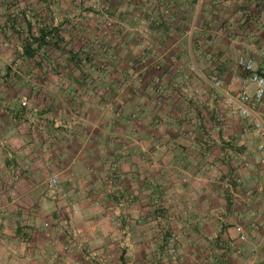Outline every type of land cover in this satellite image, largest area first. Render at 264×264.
<instances>
[{
	"label": "crops",
	"instance_id": "1",
	"mask_svg": "<svg viewBox=\"0 0 264 264\" xmlns=\"http://www.w3.org/2000/svg\"><path fill=\"white\" fill-rule=\"evenodd\" d=\"M87 2L0 67V264H264L258 137L207 79L238 89L241 55L264 74V0ZM71 5L32 7L48 28Z\"/></svg>",
	"mask_w": 264,
	"mask_h": 264
},
{
	"label": "rangeland",
	"instance_id": "2",
	"mask_svg": "<svg viewBox=\"0 0 264 264\" xmlns=\"http://www.w3.org/2000/svg\"><path fill=\"white\" fill-rule=\"evenodd\" d=\"M73 5L69 10H63L59 12V22L56 27L44 28L38 24L42 21L43 17L48 18V13H38L33 11L32 7L35 4V0H3L0 3H4V7H0V67L20 68L25 65L23 53H24V40L29 41L30 37L34 39L41 35L43 31L48 33L47 37H57L67 35V31L70 29L68 26L70 19L72 21H78L79 24L85 25L86 22H91L92 19H96L98 16L97 6L93 9L92 4H88L87 0H71ZM81 4V5H79ZM95 4V2L93 3ZM88 5V6H87ZM91 9V10H88ZM61 18V19H60ZM76 27V34L80 38L88 37L89 30L84 27ZM99 29H94L90 34H96ZM107 30V29H106ZM51 31V32H50ZM50 32V33H49ZM90 36V35H89ZM106 36L105 38H107ZM104 39V38H103ZM34 42V40H30ZM104 41V40H103ZM107 44V42H104ZM98 46V42H96ZM103 47V46H102ZM107 47V46H106ZM31 49H35V44L30 46ZM109 48V47H107ZM104 50L108 53L107 49ZM108 57L103 59H93L85 57L84 61H76L79 67H110L113 66L114 53L109 51Z\"/></svg>",
	"mask_w": 264,
	"mask_h": 264
},
{
	"label": "built area",
	"instance_id": "3",
	"mask_svg": "<svg viewBox=\"0 0 264 264\" xmlns=\"http://www.w3.org/2000/svg\"><path fill=\"white\" fill-rule=\"evenodd\" d=\"M238 63L247 72L238 89L234 90L228 87L218 74H211L207 79L218 91L224 107L231 115L249 120L258 137V161L264 170V116L259 108L264 98V74L258 72L253 66V60L244 55L239 56ZM58 182L59 179L56 175H51L46 179L47 187L51 190H56ZM262 190L264 191V182ZM261 205L264 208V194L261 198ZM235 229L240 239H246L242 225H236Z\"/></svg>",
	"mask_w": 264,
	"mask_h": 264
},
{
	"label": "trees",
	"instance_id": "4",
	"mask_svg": "<svg viewBox=\"0 0 264 264\" xmlns=\"http://www.w3.org/2000/svg\"><path fill=\"white\" fill-rule=\"evenodd\" d=\"M47 34H48V33H47ZM44 36H46V33H43V34H42V37H44ZM24 51H26V52L29 53V54L31 53V52H30V47H29V45H24Z\"/></svg>",
	"mask_w": 264,
	"mask_h": 264
}]
</instances>
